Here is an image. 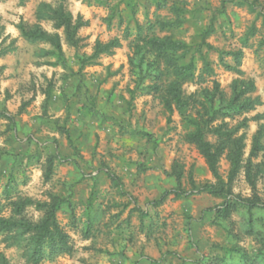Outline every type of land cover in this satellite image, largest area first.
Instances as JSON below:
<instances>
[{
  "label": "rangeland",
  "instance_id": "rangeland-1",
  "mask_svg": "<svg viewBox=\"0 0 264 264\" xmlns=\"http://www.w3.org/2000/svg\"><path fill=\"white\" fill-rule=\"evenodd\" d=\"M42 3L54 9L60 1L0 0V217L38 221L44 209L32 204L17 215L14 202L60 195L67 201L58 218L73 251L34 263L25 240L0 231L9 264H264L263 17L223 0H65L66 11L81 20L74 44L56 20L37 17L40 9L53 13ZM259 5L264 11V0ZM21 25L59 33L64 62L53 63L57 55L45 53L52 43L30 41ZM152 35L187 43L182 62L193 58L195 68L183 92L194 94L193 106L166 108L168 72L143 41ZM113 40L118 45L92 57L98 43ZM236 51L239 62L231 54ZM236 80L253 81L248 95L257 101L218 120L238 127L244 145L225 213L224 197L197 190L217 178L187 137L195 131L190 120L202 89L214 90L218 82L230 97ZM260 129L252 185L246 167ZM219 164L227 180L226 154ZM178 173L188 193L155 205L177 186Z\"/></svg>",
  "mask_w": 264,
  "mask_h": 264
},
{
  "label": "trees",
  "instance_id": "trees-1",
  "mask_svg": "<svg viewBox=\"0 0 264 264\" xmlns=\"http://www.w3.org/2000/svg\"><path fill=\"white\" fill-rule=\"evenodd\" d=\"M27 0H21L25 3ZM60 4L56 8H52L47 3H42L40 7H45L53 10V13L46 15L42 13L41 9L38 11V18L44 16L56 20L55 27H64L67 40L71 43H76L75 38L78 26L81 23L78 19L74 20V15L71 11H66L63 2L59 0ZM236 2L238 5L249 6L253 11H257L258 16L264 19V11L260 9L259 0H223ZM160 5V4H159ZM22 34L30 41L48 40L52 43V50L45 51L49 55H57L56 61L53 63H63L65 58L63 54V47L59 33L50 34L43 31L40 27L35 29H27L26 26L21 25ZM206 34V33H205ZM144 46L149 50L154 51L159 59L163 60L164 67L168 72L169 77L166 79L165 85L162 86L164 90L163 100L167 109L172 111L175 108L183 110L189 106H193L194 94L185 95L183 92V84L194 77L195 61L191 58L187 63L182 62L187 57L190 50L182 40H177L171 36H156L152 35L143 39ZM118 45L116 40L106 44L98 43L92 55L95 57L102 52L110 49L112 46ZM239 62L241 51L231 53ZM209 63L206 62V67ZM229 69L238 70L234 65H227ZM255 85L253 81L236 80L232 87V95L227 97L220 89L218 82H214V90L203 88L200 96L196 102L199 103L197 108V115L192 117L190 122L195 126V131L188 134V139L194 142L203 156L206 158L209 169L217 178V183H206L197 190L207 191L213 195L224 197L225 202L222 206V211L225 213L229 210L231 197L233 191L231 183L236 175L239 173L243 158V136H237V128H230L228 123L219 119L224 117H234L240 115L245 111L253 108L257 99H252L248 94L253 91ZM143 136L152 138L153 134L142 132ZM213 135L216 137L215 142H210L208 137ZM263 135L260 129L254 136L253 145L250 151V158L248 159L246 174L252 185H254V177L252 173V157L257 156L261 149V137ZM223 154H226L230 161V170L225 180L220 172L219 161ZM110 177L114 180L116 177L111 174ZM181 173L176 174L177 186L173 189L165 190L162 195L155 201V205L163 203L170 194L176 195L187 194L183 189L181 181ZM67 199L60 195H54L51 201L36 202L30 197L14 202V212L17 215L22 214L26 206L36 204V207L44 209V215L38 221H32L26 218L0 217V231L12 232L14 231L20 240L26 241V247L31 259L34 263H39L46 256H52L61 252L70 253L73 251L70 235L66 231L64 225L58 218V211L62 204ZM256 203L250 202L249 206ZM24 238V239H23ZM23 242V241H21ZM18 242V243H21ZM0 264H9L5 254L0 251Z\"/></svg>",
  "mask_w": 264,
  "mask_h": 264
},
{
  "label": "crops",
  "instance_id": "crops-1",
  "mask_svg": "<svg viewBox=\"0 0 264 264\" xmlns=\"http://www.w3.org/2000/svg\"><path fill=\"white\" fill-rule=\"evenodd\" d=\"M80 13H78V15H79ZM64 112V115H63V117L64 118H66L67 117V113H65L66 111H63V110H61V112L59 113V114H62ZM61 116V115H60ZM74 128V127H73ZM71 132V131H70ZM67 137L69 138V135L67 134Z\"/></svg>",
  "mask_w": 264,
  "mask_h": 264
}]
</instances>
